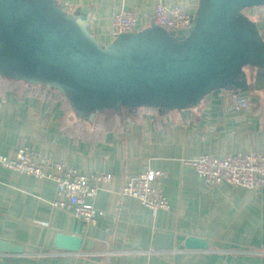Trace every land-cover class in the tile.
<instances>
[{
  "label": "crops",
  "instance_id": "1",
  "mask_svg": "<svg viewBox=\"0 0 264 264\" xmlns=\"http://www.w3.org/2000/svg\"><path fill=\"white\" fill-rule=\"evenodd\" d=\"M180 5L193 16L198 0H58L71 11L84 10L93 36L111 43V17L123 10L137 17V31L150 28L156 2ZM264 41V6L249 8ZM248 95L217 89L180 110L138 106L79 118L56 90L38 89L0 76V156L13 160L30 149L42 163H62L79 174H109L93 200L100 212L88 226L52 206L56 185L0 166V264H264V188L248 190L226 183L206 185L184 160L203 155L264 152V85L248 70ZM241 99L245 108H227ZM50 171V168L47 169ZM147 170L164 177L156 186L167 210L155 216L120 188ZM81 239L77 253L57 249L56 235ZM172 238V248L155 250L156 234ZM196 236L205 251L186 250Z\"/></svg>",
  "mask_w": 264,
  "mask_h": 264
},
{
  "label": "water",
  "instance_id": "2",
  "mask_svg": "<svg viewBox=\"0 0 264 264\" xmlns=\"http://www.w3.org/2000/svg\"><path fill=\"white\" fill-rule=\"evenodd\" d=\"M193 26L167 32L155 25L102 45L87 14L58 0H0V76L56 90L79 118L145 106L180 110L217 89L248 95L249 71L264 85V41L244 11L264 0H198ZM54 246L77 253L81 239L59 233ZM186 250L208 243L188 236ZM172 248L158 233L155 250ZM20 248L1 243L0 253Z\"/></svg>",
  "mask_w": 264,
  "mask_h": 264
},
{
  "label": "built area",
  "instance_id": "3",
  "mask_svg": "<svg viewBox=\"0 0 264 264\" xmlns=\"http://www.w3.org/2000/svg\"><path fill=\"white\" fill-rule=\"evenodd\" d=\"M194 16L180 5L168 6L161 2L154 5L153 25L167 31L189 30L193 26ZM137 17L133 11L123 10L111 17L110 34L115 40L122 34L137 31ZM247 105L241 99L227 110L237 112ZM208 186L226 183L233 187L248 190L264 188V152H249L229 156L203 155L196 159L183 161ZM0 166L39 180H49L56 185L59 200L52 206L68 213L77 221L95 226L100 212L94 207L93 200L102 186L111 180L109 174H79L62 163H42L28 148L17 150L13 160L0 156ZM50 168V171L47 169ZM164 177L158 170H147L137 177L123 183L119 195L135 198L155 216L160 210H167L168 203L156 184Z\"/></svg>",
  "mask_w": 264,
  "mask_h": 264
},
{
  "label": "trees",
  "instance_id": "4",
  "mask_svg": "<svg viewBox=\"0 0 264 264\" xmlns=\"http://www.w3.org/2000/svg\"><path fill=\"white\" fill-rule=\"evenodd\" d=\"M38 89H41L42 91L45 90V91H48L46 90L47 88H44L43 86H40V87H37Z\"/></svg>",
  "mask_w": 264,
  "mask_h": 264
}]
</instances>
